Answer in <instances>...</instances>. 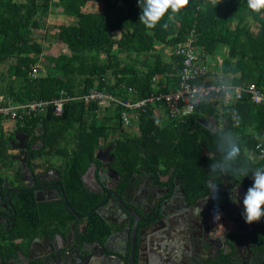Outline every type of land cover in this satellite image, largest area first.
<instances>
[{"label":"trees","instance_id":"1","mask_svg":"<svg viewBox=\"0 0 264 264\" xmlns=\"http://www.w3.org/2000/svg\"><path fill=\"white\" fill-rule=\"evenodd\" d=\"M93 1L103 6L89 8ZM54 11L75 19L55 26L57 42L64 48L57 55L44 43L46 33L35 32L42 29L41 19ZM141 11L137 0H0V82L9 76L6 86L10 89L9 101L52 100L77 96L93 88L127 98L128 87H134L132 97L140 99L155 91L152 81L155 75L160 77L159 90L169 91L176 86V73L181 66L175 47L192 29L200 54L216 59L221 56V63L215 61V67L228 80L235 84L255 83L264 89V8L253 10L247 0H188L174 13L169 8L153 27L140 19ZM247 14L256 22V31L247 27ZM160 45L173 47L171 58L165 59ZM42 57L49 60L56 75L36 78L30 75ZM139 64L146 69L141 71ZM166 74L169 76L165 78ZM152 108L141 114L137 123L139 132L135 135L124 129L122 106L115 111L106 109L100 116L102 109L97 102L80 98L66 101L62 114H56L54 105L50 104L46 114L26 115L17 121L16 128L29 134L41 132L46 145L43 150L62 152L63 149L57 148L59 141L72 137L78 161L91 157L101 139H114L118 152L154 153L166 170L175 168L193 186L198 178H203V185L205 177L212 176L209 165L220 155L217 131L232 128L237 132L242 157L259 153L264 108L247 93L236 102L224 104L222 112L212 105H198L192 114L166 125ZM211 116L219 121L212 129L201 122ZM7 139L1 130L0 163L6 166L10 164ZM252 163L259 166L254 159ZM75 175L78 177L79 172L75 171ZM240 181L246 188L252 183L250 177ZM19 226L27 232V216L21 218ZM256 235L264 249V217L256 223ZM2 248L4 259L0 264H9L8 252L12 253L13 249L6 244Z\"/></svg>","mask_w":264,"mask_h":264},{"label":"flooded vegetation","instance_id":"2","mask_svg":"<svg viewBox=\"0 0 264 264\" xmlns=\"http://www.w3.org/2000/svg\"><path fill=\"white\" fill-rule=\"evenodd\" d=\"M133 128L126 132L137 134ZM42 137L14 128L7 139L1 262L6 244L13 249L9 264H264L257 221L241 214L247 188L240 180L241 201L233 203L235 181L226 175L188 185L154 153H120L114 139H101L91 157L78 161L72 137L59 141L62 152L43 150ZM26 216L27 232L19 226Z\"/></svg>","mask_w":264,"mask_h":264},{"label":"built area","instance_id":"3","mask_svg":"<svg viewBox=\"0 0 264 264\" xmlns=\"http://www.w3.org/2000/svg\"><path fill=\"white\" fill-rule=\"evenodd\" d=\"M195 30L192 29L186 39L179 42L175 47V54L181 59V66L176 73V86L169 91L159 90L157 82L160 77L155 75L152 78L155 84V91L140 99H134L132 93L134 87H128L129 97L113 94L104 90L93 88L89 92H83L77 96H62L52 100H30L25 103L4 102L0 99V117L5 120H23L26 115L46 114L48 106L54 105V112L62 114L66 101L80 98L86 102H97L102 111L109 109L115 111L122 106L121 120L125 128L137 126L142 113L153 106L157 117L163 118V125L174 119H184L192 114L198 105H212L220 112L224 104L240 100L245 93L249 94L252 101L264 108V89L259 88L255 83L235 84L226 78L220 69L215 67V61L211 55L205 54L195 46ZM221 63V60L219 61ZM39 66L34 65L30 71L32 77H39ZM166 74L164 77H168ZM227 85V90L222 86ZM166 86V85H164ZM194 96L201 99L193 103ZM259 153L264 154V132L257 145Z\"/></svg>","mask_w":264,"mask_h":264},{"label":"clouds","instance_id":"4","mask_svg":"<svg viewBox=\"0 0 264 264\" xmlns=\"http://www.w3.org/2000/svg\"><path fill=\"white\" fill-rule=\"evenodd\" d=\"M137 3L142 9L140 19L148 27H153L169 11V8L174 13L187 4L188 0H137ZM247 3L249 8L256 11L264 8V0H247ZM222 87L227 90V85ZM200 99L201 97L194 96L193 103H197ZM235 119L238 120L239 117L235 116ZM216 146L220 155L209 165L210 174L214 178L223 174L235 181L231 188L234 191L229 190V197L233 203L241 201L238 181L241 178L250 177L252 183L243 193L241 214L248 223L259 221L264 217V167L254 166L251 155L242 157L239 135L232 128L216 132ZM211 187V194L218 195L219 184L213 183ZM217 215L219 216V213Z\"/></svg>","mask_w":264,"mask_h":264},{"label":"rangeland","instance_id":"5","mask_svg":"<svg viewBox=\"0 0 264 264\" xmlns=\"http://www.w3.org/2000/svg\"><path fill=\"white\" fill-rule=\"evenodd\" d=\"M103 6V3L101 2H94L89 4V8H94V9H100ZM62 15L65 14H61V13H57L56 11L49 13L48 18H43L41 19L42 21V29H35L36 34H45L46 33V37H45V44L46 45H50V52L52 54H59L61 52L64 51L63 46L57 42L56 39V35H57V29H56V25L60 24V23H71L74 19H70L68 18L69 16H66L63 18ZM237 20L234 21V25L236 24ZM246 25L247 27H249L250 30L252 31H256L258 29V26L256 24V22L253 20V18L247 14V18H246ZM159 48L162 50V54L165 57V59H169L172 56V53H174V49L172 46H165V45H160ZM124 57V56H123ZM214 58V57H213ZM130 59V58H128ZM215 59V58H214ZM131 60V59H130ZM222 61L221 56H217V61ZM38 66H39V77L46 75V74H51V75H56V71L55 69L52 67V65L50 64L49 60L46 57H42L40 62H38ZM9 76H5L4 80H2V86H3V90H5L6 86H9ZM102 110L99 112V115L102 116ZM4 120V119H3ZM17 121L18 120H8L6 119L5 122L2 121L0 122V132L2 130V132H4L5 137H9L12 134V130L14 128H16L17 125ZM125 131L127 130V128H124ZM133 129L135 128H130L129 130L133 131Z\"/></svg>","mask_w":264,"mask_h":264},{"label":"crops","instance_id":"6","mask_svg":"<svg viewBox=\"0 0 264 264\" xmlns=\"http://www.w3.org/2000/svg\"><path fill=\"white\" fill-rule=\"evenodd\" d=\"M94 2H97V1H93V2H91V3H94ZM90 3V4H91ZM63 16V18L64 17H66L65 15H62ZM68 18H70V19H72L73 17H68ZM74 19V18H73ZM75 21V19L72 21V22H74ZM118 34H120V33H117L116 34V36H119ZM139 69L141 70V71H143L144 69H146V67H144L143 65H141V64H139ZM1 85H2V82H0V99H3L4 100V102L6 101V102H10L9 101V94H10V89L9 88H6L5 90H3L2 88H1ZM4 118H2V117H0V122H2V121H4L5 122V119L3 120ZM262 138V137H261ZM252 157H253V159H254V161L260 166V167H264V154H261V153H258V154H252Z\"/></svg>","mask_w":264,"mask_h":264},{"label":"water","instance_id":"7","mask_svg":"<svg viewBox=\"0 0 264 264\" xmlns=\"http://www.w3.org/2000/svg\"><path fill=\"white\" fill-rule=\"evenodd\" d=\"M214 122V126L217 127V122H216V119L214 117H209V119H205V120H202L201 122L204 123L205 125L209 126L210 125V122ZM16 133V132H15ZM17 135V134H16ZM133 240H134V235H133Z\"/></svg>","mask_w":264,"mask_h":264}]
</instances>
